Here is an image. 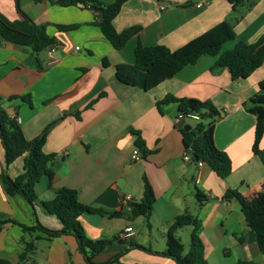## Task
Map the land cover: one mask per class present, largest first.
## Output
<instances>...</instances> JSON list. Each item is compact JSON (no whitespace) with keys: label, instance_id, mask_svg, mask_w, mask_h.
I'll return each instance as SVG.
<instances>
[{"label":"crops","instance_id":"0c3cea01","mask_svg":"<svg viewBox=\"0 0 264 264\" xmlns=\"http://www.w3.org/2000/svg\"><path fill=\"white\" fill-rule=\"evenodd\" d=\"M52 1L19 0V7L33 23L46 26L56 41L54 51L45 49L36 55L28 47L0 41V96L7 113L18 119L27 140L53 124L43 150L57 156L54 177L43 176L37 183L39 200H52L61 188L78 192L79 201L94 210L80 217L86 236L112 241L94 256L97 263L127 250L118 264H176L132 245L164 252L168 227L176 216L188 212L201 223L209 264H264L239 202L225 198L235 190L252 200L263 189L264 164L253 151L257 119L247 104L264 80V63L248 78L233 80L225 68L212 71L216 58L203 55L151 91L124 82L117 71V66L134 64L138 44L176 50L224 20L233 26L236 39L223 51L239 41L255 43L264 34V0H246L235 11L229 0H128L113 25L117 32L135 29L136 34L121 50L114 49L95 25L99 11ZM97 1L111 4L115 0ZM0 19L18 31L32 33V23L18 11L16 0H0ZM71 24L79 27L67 31L57 26ZM167 96L208 101L218 110L214 142L231 160L226 179L204 163L198 166L184 160L181 130H191L196 122L185 120L179 127L178 103L158 107ZM136 134L145 143L144 155L135 144ZM135 148L142 154L137 161L132 160ZM259 148L264 149V136ZM23 164L24 157L6 164L0 140V213L26 226L40 223L60 230L59 219L39 204L34 214L23 197L6 194L1 173L17 177L23 173ZM144 178L153 187L156 202L149 218L133 217L122 197L130 195L132 203H139ZM197 190L207 198L202 205ZM127 227L133 228L134 235L120 239ZM191 232V226L177 230L185 252ZM38 235H28L18 225H4L0 264H85L70 235L36 241V250L21 260L24 241Z\"/></svg>","mask_w":264,"mask_h":264},{"label":"trees","instance_id":"16d2710c","mask_svg":"<svg viewBox=\"0 0 264 264\" xmlns=\"http://www.w3.org/2000/svg\"><path fill=\"white\" fill-rule=\"evenodd\" d=\"M128 0H115L111 4L101 3L97 0H54L59 6H80L100 12V18L95 23L105 38L116 50H121L127 42L136 34L135 29L117 32L113 21L119 14L122 5ZM246 0H229L232 10L235 11ZM18 11L32 23V33L25 34L18 31L0 19V41L12 43L18 46L28 47L36 55L43 52L49 46L55 45L54 38L47 34L45 25H37L21 11L19 0H16ZM62 30H74L78 24L57 25ZM236 39L233 26L226 20L218 23L202 35L192 39L182 47L171 50L163 45L143 46L138 44L135 48V61L133 65L117 66L121 79L133 86H138L145 91H151L166 80L175 77L183 68L195 64L203 55L216 58L212 71L227 69L233 80L246 79L264 63V34L255 43L237 42L230 50L223 51L224 46ZM259 92L247 104V110L254 114L257 119L255 130L254 153L260 157L264 164V149L259 144L264 136V80L259 85ZM176 102L179 104V112L197 113L200 121L189 130H181L184 136L185 150L198 156L195 164L203 162L215 174L226 179L231 174V160L228 155L217 149L214 142L215 121L220 116L218 110L208 101L198 99H177L167 96L160 102L162 105ZM5 99L0 96V140L5 152V162L9 166L18 159L24 157L23 173L17 177H10L1 173L5 192L8 196L19 195L31 206L36 213V205L39 204L43 210L56 216L62 224L60 230H50L40 223L35 226H26L13 218L0 213V232L6 224L18 225L28 235L39 233L29 240H25L26 255L36 250L35 242L41 239L53 240L63 235L73 236L84 256L85 264H118L122 255L127 250L113 256L105 263H97L94 256L103 251L111 240L89 239L81 225L80 217L86 212H94L90 206L83 205L78 199V192L69 188L58 189L52 200L40 201L35 187L39 180L46 176L50 180L54 177L53 166L56 163L55 154H46L43 147L47 141L50 125L41 135L33 140H27L23 129L16 117H11L4 108ZM78 117V115H77ZM137 135L135 144L146 154L145 143ZM197 200L202 205L206 196L197 190ZM225 198H235L241 208L247 225L254 232L260 252L264 255V183L263 189L252 200H246L238 191L230 190ZM156 202L155 192L149 181L144 178V193L139 203H131V214L133 217L145 216L149 218ZM185 226H191L190 247L185 252L181 239L177 236V230ZM201 223L196 216L186 212L175 217L166 233L167 248L164 252H155L140 245H132L152 254L168 257L176 264H209L204 254V244L200 237ZM8 264V263H6ZM239 264H253L240 262Z\"/></svg>","mask_w":264,"mask_h":264},{"label":"built area","instance_id":"2783aa9c","mask_svg":"<svg viewBox=\"0 0 264 264\" xmlns=\"http://www.w3.org/2000/svg\"><path fill=\"white\" fill-rule=\"evenodd\" d=\"M198 6H201V4H199ZM161 9L162 10L165 9V6H161ZM47 49L49 51H54L55 45L49 46ZM76 50L77 51H81L80 47H76ZM182 120H184V121L185 120H191V121L198 122V121H200V116H199V114L192 113V112L185 113V114L182 113V112H179L177 117H176V122L178 123V122H180ZM141 158H142V154H141L140 150L138 148H135L133 153H132V160L133 161H137V160H139ZM183 158H184L185 161H191L192 160L191 159L192 158V153H190L188 151H185V153L183 155ZM201 165H203V162H199L198 163V166H201ZM122 201L124 203H126L129 206V208L131 209L132 197L130 195H126V196L122 197ZM132 235H134L133 228L132 227H127L123 232H121L119 234L118 237L120 239H126V238H129Z\"/></svg>","mask_w":264,"mask_h":264},{"label":"water","instance_id":"95a60500","mask_svg":"<svg viewBox=\"0 0 264 264\" xmlns=\"http://www.w3.org/2000/svg\"><path fill=\"white\" fill-rule=\"evenodd\" d=\"M183 125H184V120H182L180 123H179V127H183ZM192 161L193 162H195V161H197L198 160V156L197 155H194V154H192ZM63 160V159H62ZM55 167L57 168V167H59V164L58 165H55Z\"/></svg>","mask_w":264,"mask_h":264}]
</instances>
